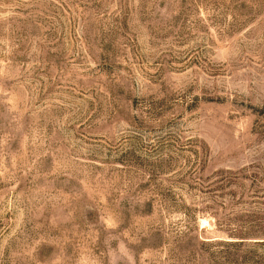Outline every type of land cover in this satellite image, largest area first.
<instances>
[{"label": "rangeland", "instance_id": "obj_1", "mask_svg": "<svg viewBox=\"0 0 264 264\" xmlns=\"http://www.w3.org/2000/svg\"><path fill=\"white\" fill-rule=\"evenodd\" d=\"M0 264H264V0H0Z\"/></svg>", "mask_w": 264, "mask_h": 264}]
</instances>
